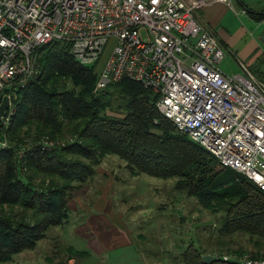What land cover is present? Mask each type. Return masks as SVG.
I'll return each mask as SVG.
<instances>
[{"label": "trees", "instance_id": "trees-1", "mask_svg": "<svg viewBox=\"0 0 264 264\" xmlns=\"http://www.w3.org/2000/svg\"><path fill=\"white\" fill-rule=\"evenodd\" d=\"M246 12L257 23L264 21V13ZM36 54L37 74L15 100L9 130L13 147L0 148V263L34 250L51 227L65 226L74 190L94 177L109 156L123 161L130 177L174 180L175 191L221 214L222 236L243 233L251 242L256 239L255 245L264 241V190L177 131L158 111L150 90L124 79L96 93L99 61L81 65L63 41L39 47ZM67 136L72 140L51 150L34 146L26 153V164L19 163L17 149L27 145L26 140L38 144ZM200 248L191 243L176 260L240 264L210 252L213 260L206 263ZM67 249L75 258L87 256Z\"/></svg>", "mask_w": 264, "mask_h": 264}, {"label": "built area", "instance_id": "built-area-1", "mask_svg": "<svg viewBox=\"0 0 264 264\" xmlns=\"http://www.w3.org/2000/svg\"><path fill=\"white\" fill-rule=\"evenodd\" d=\"M215 3L231 0H0V105L9 99L0 148L13 147L15 100L37 74L39 47L63 41L78 63L93 66L114 38L95 92L124 79L141 84L177 131L264 190V82L242 62L232 77L219 69L225 47L197 18ZM46 139L27 140L17 149L19 163L34 146L61 145ZM221 258L264 264V253Z\"/></svg>", "mask_w": 264, "mask_h": 264}, {"label": "rangeland", "instance_id": "rangeland-1", "mask_svg": "<svg viewBox=\"0 0 264 264\" xmlns=\"http://www.w3.org/2000/svg\"><path fill=\"white\" fill-rule=\"evenodd\" d=\"M250 1L255 7H264V0ZM231 3L234 12L225 23L227 43L225 46L222 44L226 56L218 67L225 75L232 77L242 73V62L264 82V43L261 41L264 22L256 23L242 14L243 7L238 0ZM239 26L244 27L245 34L240 33ZM114 41V38H110L103 50L97 64L98 74L111 56ZM253 42L258 43V50ZM120 101L121 98H118L117 102ZM72 137L67 136L60 141L49 139L51 142L48 143L64 145ZM124 164L117 156L103 160L96 168L95 176L88 182L80 186L75 183L76 188L79 187L74 190L68 203V225L51 227L47 237L39 241L34 250L24 251L15 255L13 261L0 264H52L49 259L54 261L56 255L66 252L65 244L82 245L80 241H74L78 239L72 236L75 234L73 229L91 215L87 210H92V213L96 211L98 200L105 197L101 192L105 183L108 185L109 201L121 213L120 217L125 218V228L135 242L133 249L111 254L107 264H181L176 258L191 243L198 249L202 246L205 253L214 255L228 256L236 251L248 256L264 253V241L255 245L256 239L251 242L249 236L243 233L222 236L218 232L221 214L211 213L195 199L175 191L174 180L147 175L130 177ZM74 208L78 209L76 213ZM85 262L96 263L94 260Z\"/></svg>", "mask_w": 264, "mask_h": 264}, {"label": "crops", "instance_id": "crops-1", "mask_svg": "<svg viewBox=\"0 0 264 264\" xmlns=\"http://www.w3.org/2000/svg\"><path fill=\"white\" fill-rule=\"evenodd\" d=\"M238 2L243 7L242 14H246V16L254 22L256 21L248 15L246 9L251 12H258L261 14L264 13V7H262L263 5L255 7L250 0H238ZM233 12L234 9L232 7V3H230V5L215 3L199 10L197 12V18L201 23L207 26L219 39L221 44L225 46L227 43L225 40L227 39L225 23L231 17ZM239 28L240 33L245 34L246 30L244 27L239 26ZM236 33H238V31H236ZM257 44V42H253V45L257 48L256 50H258ZM107 188L108 185L105 183V186L101 189V192L105 195V197H101L98 200L95 209L96 211L92 213V210H87L86 212H91V215L86 217L80 226L73 229L75 234L72 236L78 239L73 240L80 241L79 244L82 245L76 246L73 244H65L66 252L56 255L55 257L57 259L54 261L49 259L52 264H89L88 262H85L87 260H94L96 262L95 264H107V260H109L111 254L116 252L123 253L127 250L133 249L135 245L133 236H131L129 231L126 229L127 226L124 222L125 218L120 217L121 213L117 211L116 206L109 201V192L106 191ZM74 211L76 213L78 209L74 208ZM68 223L65 225H68ZM68 247L86 252L87 256H85L82 260L77 257L75 258L69 255V251H67ZM206 255H210V253H206Z\"/></svg>", "mask_w": 264, "mask_h": 264}, {"label": "water", "instance_id": "water-1", "mask_svg": "<svg viewBox=\"0 0 264 264\" xmlns=\"http://www.w3.org/2000/svg\"><path fill=\"white\" fill-rule=\"evenodd\" d=\"M261 41L264 43V31H263V35L261 37ZM9 107V99L7 96H5L3 98V101L0 105V116L4 115L6 110L8 109ZM213 260V257L210 256V255H204L203 256V261L206 262V263H210L211 261Z\"/></svg>", "mask_w": 264, "mask_h": 264}, {"label": "flooded vegetation", "instance_id": "flooded-vegetation-1", "mask_svg": "<svg viewBox=\"0 0 264 264\" xmlns=\"http://www.w3.org/2000/svg\"><path fill=\"white\" fill-rule=\"evenodd\" d=\"M264 22V21H263ZM263 22H261V23H263Z\"/></svg>", "mask_w": 264, "mask_h": 264}]
</instances>
